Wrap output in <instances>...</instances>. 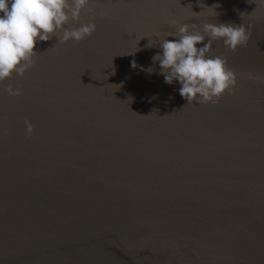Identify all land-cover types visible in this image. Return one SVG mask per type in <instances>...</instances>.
Returning <instances> with one entry per match:
<instances>
[{
	"label": "water",
	"instance_id": "water-1",
	"mask_svg": "<svg viewBox=\"0 0 264 264\" xmlns=\"http://www.w3.org/2000/svg\"><path fill=\"white\" fill-rule=\"evenodd\" d=\"M89 7L107 14L65 27L93 19L91 36L38 42L34 66L0 82V264H264V6ZM170 19L244 24V47L209 53L236 74L231 93L188 103L164 82L153 35L175 33Z\"/></svg>",
	"mask_w": 264,
	"mask_h": 264
},
{
	"label": "clouds",
	"instance_id": "clouds-1",
	"mask_svg": "<svg viewBox=\"0 0 264 264\" xmlns=\"http://www.w3.org/2000/svg\"><path fill=\"white\" fill-rule=\"evenodd\" d=\"M91 3L92 0H0V82L13 74L23 75L34 66L33 57L37 55L34 49L38 42L48 41L52 35L61 43L80 42L91 36L96 30L93 19L79 27H65L70 19L79 21L82 11L90 16L107 14L103 10L96 13L89 7ZM258 4L264 6V0H258ZM168 24L176 25V32L154 33L153 36L159 37L161 51L151 57L153 62H159L164 82H178L179 95L188 103H216L226 91L231 93L236 74L227 66L226 58L209 53L217 41L232 52L244 47L249 39L244 24L204 23L198 26L181 24L176 19H170ZM168 36L175 39L168 40ZM154 43L156 41L149 39L145 47L151 48ZM145 71L151 73L153 69L149 67ZM5 91L12 96L22 94L21 89L12 85ZM32 132L33 126L26 120L25 134L30 136Z\"/></svg>",
	"mask_w": 264,
	"mask_h": 264
},
{
	"label": "snow or ice",
	"instance_id": "snow-or-ice-1",
	"mask_svg": "<svg viewBox=\"0 0 264 264\" xmlns=\"http://www.w3.org/2000/svg\"><path fill=\"white\" fill-rule=\"evenodd\" d=\"M93 2H97V0H93ZM110 3V2H109Z\"/></svg>",
	"mask_w": 264,
	"mask_h": 264
}]
</instances>
